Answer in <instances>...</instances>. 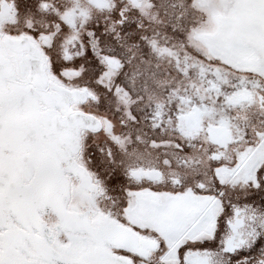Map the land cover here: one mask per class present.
Instances as JSON below:
<instances>
[{
	"label": "snow or ice",
	"instance_id": "1",
	"mask_svg": "<svg viewBox=\"0 0 264 264\" xmlns=\"http://www.w3.org/2000/svg\"><path fill=\"white\" fill-rule=\"evenodd\" d=\"M0 264H264V0H0Z\"/></svg>",
	"mask_w": 264,
	"mask_h": 264
}]
</instances>
